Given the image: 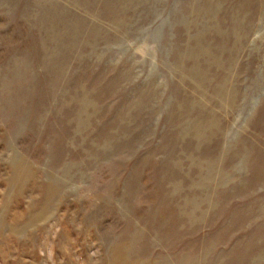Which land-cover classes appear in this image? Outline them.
<instances>
[{"label":"rangeland","instance_id":"1","mask_svg":"<svg viewBox=\"0 0 264 264\" xmlns=\"http://www.w3.org/2000/svg\"><path fill=\"white\" fill-rule=\"evenodd\" d=\"M0 264H264V0H0Z\"/></svg>","mask_w":264,"mask_h":264}]
</instances>
